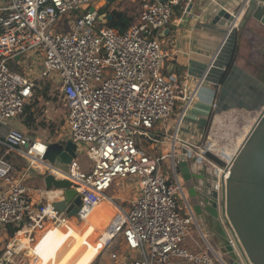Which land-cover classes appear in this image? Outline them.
Returning <instances> with one entry per match:
<instances>
[{
    "label": "built area",
    "instance_id": "built-area-1",
    "mask_svg": "<svg viewBox=\"0 0 264 264\" xmlns=\"http://www.w3.org/2000/svg\"><path fill=\"white\" fill-rule=\"evenodd\" d=\"M218 2L150 0L142 5L138 19L119 33L100 25L94 6L109 0H0V239L7 236L0 241V264H31V247L40 234L51 227L67 228L73 220L85 221L115 180L129 181L137 191L126 211L118 207L119 227L109 242L121 235L126 254L120 258L112 254L113 264H125L126 256L134 252L138 257L129 264H226L185 200L175 160L176 139L166 155L147 152L138 140L153 141L150 131L171 116L178 99L176 78L162 74L165 54L160 43L174 8L180 5L183 15L194 5L200 13H214ZM26 49L43 58L40 78L56 76V90L66 109L65 133L59 138L72 141L76 153L90 161V169L83 170L76 158L67 170L49 164L43 159L48 142L11 124L24 115L33 96L35 79L8 65ZM183 99L189 104L193 96L183 94ZM183 146L199 162L206 161L207 152H196L199 146ZM11 155L26 161L27 168L11 163ZM166 159L171 178L163 170ZM34 162L44 167L43 173L71 183L80 201L73 216L54 206L63 200L62 190L43 188L38 190L40 202L32 201L25 180L29 169H36ZM228 174L223 171L222 179ZM192 226L206 247L194 239Z\"/></svg>",
    "mask_w": 264,
    "mask_h": 264
},
{
    "label": "water",
    "instance_id": "water-1",
    "mask_svg": "<svg viewBox=\"0 0 264 264\" xmlns=\"http://www.w3.org/2000/svg\"><path fill=\"white\" fill-rule=\"evenodd\" d=\"M240 15L241 22L236 26ZM211 23L226 27L228 34L234 31L236 35L240 29L251 31L257 37L264 36V0H242L233 12L220 7L214 12ZM167 32L168 29H164L160 37L166 36ZM225 40L226 37L222 45ZM237 75L252 84H236ZM231 101L235 105H230ZM227 105L253 110L258 115L229 164L223 168L229 174L226 180L221 177L220 190L214 186L217 178L212 171L215 168L210 169L199 162L197 156L190 155L188 150L181 149L175 155L176 166L181 181L189 190L197 215L215 238V248L225 256L226 264H264V78L250 76L233 65L219 91L217 111L225 110ZM76 152L77 146L70 140L52 142L47 144L43 159L66 170L76 158ZM203 178L205 186L196 187L199 182L203 184ZM43 183L48 190L63 191V200L54 206L73 216L80 201L71 189V183L66 179H56L49 173L44 176Z\"/></svg>",
    "mask_w": 264,
    "mask_h": 264
},
{
    "label": "crops",
    "instance_id": "crops-1",
    "mask_svg": "<svg viewBox=\"0 0 264 264\" xmlns=\"http://www.w3.org/2000/svg\"><path fill=\"white\" fill-rule=\"evenodd\" d=\"M129 1H132L133 3L135 2L134 0ZM241 1L242 0H219L218 8L221 7L228 12H233L241 5ZM119 5H121V0H115L109 6L101 4L96 8L100 10L107 6L108 10H111L116 9L115 7ZM181 11L182 9L180 5L174 8L171 21L166 27L168 32L166 33V36L160 37V43L165 54L162 74L165 76L172 75L176 78L179 92L175 108L171 117H168L170 120L162 125L160 132L155 131V126L164 120L159 121L150 131L153 141L147 143H151V150H153L154 147L159 148L160 152L152 153L156 155L170 154V152H161L163 147L169 148L170 146L169 139L167 138L170 133L173 137L169 149L170 151L172 150L173 138H175L176 154L179 153L181 149H186L183 144H193L195 146L200 145L204 137L208 135L209 131H211L213 124L218 122V119H222L229 111L238 109L227 105L225 110L220 109L217 111L219 91L229 75L232 66L235 65L243 72L250 76H254L255 72L251 67V64L259 61L261 58L259 47L261 46V43H259V37L251 33V31L244 30V44L240 40L238 42V38L234 31L228 34V29L226 27L212 25L211 22L214 13H200V9L196 5L191 7L189 13L185 15H183ZM139 13L140 11L136 14L128 12V14L133 16L135 20L138 19ZM73 17L74 15L71 16L70 19L72 18L73 20ZM241 19L242 16L240 15L237 19L236 26L241 22ZM225 37L226 40L222 45ZM247 47H251V51H248ZM236 52H239V56L236 55ZM19 59L20 56L14 58V65ZM25 75L29 77L31 76V78L37 81L38 78L40 79L41 74L31 75L27 73ZM234 81L236 84H241L242 86L243 84H252L240 75H237V79ZM233 87L235 88V86ZM247 90L249 89L247 88ZM183 94L186 96H193V99L189 104H187V100L183 99ZM31 100L32 98L30 101ZM11 124L15 126L12 122ZM15 127L21 130L26 129L23 123H21V126ZM172 128L173 131L170 132ZM63 135L64 133L62 135L60 134L54 142L61 143L62 138L59 137H63ZM144 150L147 152L150 151L146 148ZM34 167L39 171L36 169H29L25 183L32 189L31 199L37 205L40 202L38 190L45 188L43 178L46 174L42 172L44 170L42 165L36 164ZM22 168H27V163ZM104 196L113 202L118 211V207L125 211L129 208V206L123 208L121 204L116 205L114 203L116 199L115 197H109L106 193ZM70 226L80 234H85L86 241L84 244L77 245L74 242L73 235L66 231H59L55 233L41 248H38L36 255H33L32 257L33 260L31 261V264H94L95 260L101 254L98 255L95 260H91V258L98 252L96 245L92 243V240L89 239L88 235L93 229L90 228V231H81L74 227L72 221ZM59 236H61L62 239L52 247V243ZM83 248L84 250H82ZM63 250L64 252L62 253ZM75 256L77 258L73 261ZM89 261L90 263H88ZM130 262L131 260L127 259L125 264H129ZM118 263H120V261Z\"/></svg>",
    "mask_w": 264,
    "mask_h": 264
},
{
    "label": "rangeland",
    "instance_id": "rangeland-1",
    "mask_svg": "<svg viewBox=\"0 0 264 264\" xmlns=\"http://www.w3.org/2000/svg\"><path fill=\"white\" fill-rule=\"evenodd\" d=\"M121 0V5L115 7L116 9H125V11L130 13H138L141 10V7L144 2L149 0ZM101 5V3H97L94 6L98 7ZM125 7V8H124ZM60 25L64 26L63 21L60 22ZM237 38L238 42L239 40L242 41L244 44V36L245 32L244 30H237ZM264 35V34H263ZM232 39V36H231ZM247 46V45H246ZM248 51H251V47H247ZM236 55L239 56V52H236ZM13 64V65H12ZM11 70L21 73V74H31V75H37L41 74L43 71V58L40 54L37 53L34 49H26L22 52L20 55V59L15 62V65L13 62L8 63ZM31 77V76H30ZM56 76L53 73H50L47 78H38V82L43 81L44 83H38L35 81V86H37L39 89L42 88V86L45 83H48L50 87L48 88V96L52 99L50 101H43V99H40V103L37 105V110L41 112L40 116L37 118L36 122L31 126V129H23L24 133L32 138H37L43 141H46L48 143H52L55 141V139L61 134L65 133V108L62 101L59 99L58 90H56L57 84L54 80ZM34 86V87H35ZM34 93V90H33ZM55 99V100H53ZM253 111H247L245 109H233L232 111H229L228 114H226L222 119H218V122H215L213 124L211 131L208 132V135L204 137V139L201 141V144L198 145L199 149L196 150V152H200V150H203V152H207L205 155L206 161H201V163L207 165L210 169H214L216 167L223 170V168L226 165V157L227 153L232 154L235 153V150L237 148V145L239 141L245 137L247 132L249 131L250 127L252 126L251 123L254 116L256 114L252 113ZM257 113V112H256ZM171 117V116H170ZM169 117V118H170ZM166 119L160 123H158L155 126V131H161L162 125L166 124L168 120ZM213 118V117H212ZM167 121V122H166ZM217 121V120H216ZM11 122L15 126H21V123H23L22 117L15 118L11 120ZM43 122L45 126H41L38 123ZM165 122V123H164ZM173 131V128L170 130V132ZM171 134V133H170ZM168 134L169 139V148L171 147V139L172 135ZM139 143L141 144V147L143 149L150 150L149 152H160L158 147H154L153 150L150 148L151 143H147L148 141H144L142 139H138ZM63 142V140L61 141ZM211 144L214 145L213 148H210ZM168 147L161 149V152L168 153L171 152ZM209 149V152L207 151ZM233 153V154H234ZM208 154L212 157H209ZM220 155V156H219ZM8 160L15 164H26V161H23L19 159L15 155H11L8 157ZM76 161L79 164V166L83 170L90 169V161L88 158L83 154L78 152L76 156ZM210 162V163H209ZM215 166V167H214ZM67 170V169H66ZM163 170L167 172V175L170 176V160L166 159L163 162ZM137 188L136 185L129 181H123V180H115L113 182L112 186L108 191H106V195L109 197H115L114 203L116 205H120L123 208H126L129 206V202L135 197ZM184 204L183 201H179V205ZM120 219V213L115 207V205L109 201H102L89 215V217L83 221V222H76L72 221L74 224V227L76 229H79L81 231L83 230H89L90 228L93 229V231L89 232V239L92 240V243L96 245L97 247V253L91 258V260H95L96 257L101 254L94 262V264H113L115 261L111 259L112 254H117L120 258L121 256H124L126 253L123 250L122 246V237L121 235H116L110 242V238L115 234V232L118 229L119 220ZM200 224V223H199ZM84 228V229H83ZM202 233L205 234L206 239L208 243L211 245V247L216 251V253L219 255L220 260L225 262V256L222 255L218 250H216V245L213 242V240L210 238L208 234V230H206L205 227H202ZM191 233L194 237V239L203 247H206L199 231L195 226H192L190 228ZM90 231V230H89ZM13 235V234H10ZM7 236L5 234L1 237L0 241H6ZM61 236L57 237L54 242L52 243V247L56 245L60 240ZM94 239V240H93ZM107 246L105 247V244ZM39 244V243H38ZM190 244H185L184 246L186 248H189ZM42 247V246H41ZM40 247V248H41ZM105 249L103 250V248ZM39 248V247H37ZM61 250V249H60ZM65 250V249H64ZM62 251V253L64 252ZM84 250V248L82 249ZM61 253V254H62ZM79 255V254H78ZM128 259L132 260L138 257L137 253L134 252L132 255L126 256ZM76 256L73 258V261L76 260ZM90 260V261H91ZM90 261L88 263H90ZM217 264H221L220 262H216Z\"/></svg>",
    "mask_w": 264,
    "mask_h": 264
},
{
    "label": "trees",
    "instance_id": "trees-1",
    "mask_svg": "<svg viewBox=\"0 0 264 264\" xmlns=\"http://www.w3.org/2000/svg\"><path fill=\"white\" fill-rule=\"evenodd\" d=\"M112 3L113 2H109L107 5L109 6ZM99 15H100L99 22L101 23L100 25L114 29L115 31L119 33L125 32L135 22V19L133 18V16H130L127 11L117 10V9L108 10L107 6L99 10ZM109 16L111 17L110 20H108ZM38 83L40 84L44 82L40 81ZM49 87L50 85L48 83H45L41 89H39L37 86L34 87L33 89L34 93L32 96V100L30 101L29 104H27L24 107V115L22 116L23 125L25 126L27 130L31 129V126L36 122L37 118L41 114V112L37 110V105L40 103V99H43V101H47V102L52 99L51 97L48 96V93H47L48 92L47 90ZM59 99L61 100L60 97ZM38 124H40L41 126H45L43 122L38 123ZM61 143H64V141ZM208 156L212 157L209 154ZM17 166L21 168L25 165L23 163Z\"/></svg>",
    "mask_w": 264,
    "mask_h": 264
},
{
    "label": "bare ground",
    "instance_id": "bare-ground-1",
    "mask_svg": "<svg viewBox=\"0 0 264 264\" xmlns=\"http://www.w3.org/2000/svg\"><path fill=\"white\" fill-rule=\"evenodd\" d=\"M237 24V21L235 23V25ZM249 111H253V110H249ZM252 113L256 114L252 120V123L255 121L257 115H258V112L256 113V111H253ZM217 117V116H216ZM215 117V118H216ZM244 137L239 141L238 145H237V148L240 146L241 142L243 141ZM236 148V149H237ZM236 151V150H235ZM234 153V152H233ZM226 154L227 157V161L234 155V154ZM220 156V155H219ZM34 165L36 164H40V163H37V162H34L33 163ZM41 165V164H40ZM213 172V175L217 178V181L214 183V186H216L217 188H219L220 190V183L218 182L219 179H221V177L223 178V171L216 167L215 168V171H212ZM109 201L111 203H113L110 199H108L107 197L103 200V201ZM191 210V209H190ZM59 231H66V232H69L71 235H73L74 237V242L77 244V245H82L84 244V242L86 241V236L85 234H80L77 230H75L72 226H70V224L67 226V228H61V227H51L49 228L47 231H45L44 233H41L35 246H32L31 247V251H30V255L33 257V255H36L37 253V250L38 248L37 247H41L43 246L46 242H48L51 237L59 232ZM40 245H39V244Z\"/></svg>",
    "mask_w": 264,
    "mask_h": 264
},
{
    "label": "flooded vegetation",
    "instance_id": "flooded-vegetation-1",
    "mask_svg": "<svg viewBox=\"0 0 264 264\" xmlns=\"http://www.w3.org/2000/svg\"><path fill=\"white\" fill-rule=\"evenodd\" d=\"M258 40L260 41L259 43H261V46H259L260 47V56H261V58H260L259 61L252 63L251 64V67L254 69L255 75L257 77H259V79H262V78H264V36L259 37ZM229 104L230 105L231 104H234L235 105V102L234 101H231ZM178 174H179V172H178ZM179 180H180L181 188H182L183 193H184V196H185V200H186V202H187V204L189 206V209H191L190 211H191L192 215L194 216L195 220L198 223H200V225L202 227H205L206 230H208L205 222L202 221V218L199 215H197V213H196L195 205L192 202V197H191V195L189 193V190L186 187V184L181 181L180 177H179ZM201 182H203L204 185L202 183L199 184L200 183L199 182L196 185V187H201L202 188L203 186H205V180H204V178H203V180ZM201 212H203V210H201ZM208 234H209L210 238L213 240V242L216 244L215 238L212 237L209 232H208Z\"/></svg>",
    "mask_w": 264,
    "mask_h": 264
}]
</instances>
